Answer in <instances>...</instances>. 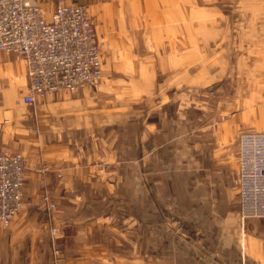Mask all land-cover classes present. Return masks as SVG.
Here are the masks:
<instances>
[{
	"label": "rangeland",
	"instance_id": "374dc122",
	"mask_svg": "<svg viewBox=\"0 0 264 264\" xmlns=\"http://www.w3.org/2000/svg\"><path fill=\"white\" fill-rule=\"evenodd\" d=\"M78 1L87 7L100 52L96 86L48 94L26 106L21 59L11 54L0 64V150L20 153L26 174L31 165L39 175L38 203L25 198L22 185L19 212L33 206L40 212L27 209L33 219L57 212L47 181L53 168L47 160L55 157V147L45 146L55 136L44 128L55 119L51 110L41 115L40 108L59 102L64 109L54 118L75 117L100 130L92 136L99 149L89 170L105 190H94L92 224L78 229L94 239L91 264L194 262L197 251H213L204 243L208 228L199 224L220 218L211 210L215 193H230L235 186L230 172L239 135L264 131V0ZM68 133L71 144L83 141L84 136ZM117 135L115 157H106L108 141ZM60 141L67 142V135ZM235 187L238 198L237 178ZM204 202L209 210L202 209ZM238 213L246 233L264 241V218L242 219L240 203ZM136 230L141 240L149 238L138 254L129 239ZM252 245V259L245 264H264L260 245Z\"/></svg>",
	"mask_w": 264,
	"mask_h": 264
},
{
	"label": "crops",
	"instance_id": "0c3cea01",
	"mask_svg": "<svg viewBox=\"0 0 264 264\" xmlns=\"http://www.w3.org/2000/svg\"><path fill=\"white\" fill-rule=\"evenodd\" d=\"M81 3L84 4V2ZM8 56H5L3 61L8 60ZM83 101L85 102V100ZM51 108H40V114H50L48 111L51 110L52 120L55 119V123H52L51 126H44V128L55 136L54 143L50 145L45 143V146L55 147V157L47 160L53 167L47 177V181L49 182L51 201L56 206L57 212L54 211L50 219L37 217L33 219L27 209L33 214L40 212L36 209L34 210V208H29L33 206H29L19 212L7 227L2 228L0 226V264H91L94 239L86 233L78 234V229L81 230L80 228L83 226L92 224L88 220H90V216L92 217L93 211L97 210L95 208L96 204L92 202L94 190L97 187L100 190L102 188L105 190V186L97 183L99 177L96 178L97 175H94L89 170V162L94 156L98 155L97 149L99 147L97 145L92 146V144H95L92 136L96 134L97 131L95 129L98 126L94 129L92 124L78 123V118H71V116H59L60 120L58 116L54 118L58 110L61 112L64 109L63 106L59 105V102H55V106ZM78 111L79 113L91 112V108H78ZM71 120L73 121L71 122ZM71 131L77 134L78 138L79 135L84 136L82 138L83 141L79 139L80 141H75L71 144L69 141V134L71 133H68ZM64 135H67L68 141L62 143L60 140L63 139ZM118 137L120 135L115 138L112 137L108 141L111 148L105 153L106 157L108 155L115 157L114 152L118 150L120 145ZM128 138H130L132 147L131 163L135 168L137 161L135 155L138 152L136 150V140L133 133ZM73 146L76 149H72ZM113 146L114 149H112ZM167 153L169 152L165 148L161 152L162 155ZM152 155H147V157ZM29 168L30 171L27 172L24 179L23 190L25 196H27L25 198L30 199L32 204H36L38 198H40L39 175L34 172L33 166L30 165ZM231 170L234 171L230 172V174L233 176V182L236 186L237 152L234 170L233 168ZM224 174L225 172H223ZM100 178L106 179L105 176H100ZM235 186H233V189L230 188V193L225 191L222 194L215 193V196L213 195L216 202L212 204L211 210L213 215H217V218H220L217 220L213 219L209 224L205 220L200 221L201 224L199 225L202 228H208L204 243L211 244L213 251L210 254L197 251L195 253L196 260L194 262H186V264H245L244 260L246 258L252 259V243L260 245V256L264 258V249L261 250L263 248L261 244H264V241L261 240L262 237L246 233L245 225L239 218V200ZM213 192L214 190L212 189V194ZM39 207L41 208L40 211L45 209L44 205ZM135 208L139 210L140 205L136 204ZM37 209L39 210V208ZM202 209L209 210L210 208L204 202ZM42 214L44 213L42 212ZM131 217L135 216L132 214ZM134 219H137L138 222L140 218L137 216ZM137 222L134 223L132 221V224ZM239 231H241V234H239ZM75 232L77 233L75 234ZM136 232L137 235H132L129 239L135 242V245H132V250L138 254L140 252V243L142 242V247H144L145 241H149V238L141 240L139 231L136 230ZM123 242H128V240ZM256 245L255 248L257 247ZM54 250L60 252L62 259L60 258L59 261L55 259ZM182 258H184V255ZM186 261H188L187 258Z\"/></svg>",
	"mask_w": 264,
	"mask_h": 264
},
{
	"label": "built area",
	"instance_id": "2783aa9c",
	"mask_svg": "<svg viewBox=\"0 0 264 264\" xmlns=\"http://www.w3.org/2000/svg\"><path fill=\"white\" fill-rule=\"evenodd\" d=\"M11 54L24 65L26 91L21 102L26 106L48 94L94 87L101 77L94 25L78 0H0V64ZM237 147L240 216L264 218V131L241 133ZM25 170L20 153L0 150L3 228L23 205Z\"/></svg>",
	"mask_w": 264,
	"mask_h": 264
}]
</instances>
